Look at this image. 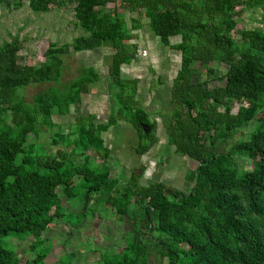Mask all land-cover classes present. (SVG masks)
Returning a JSON list of instances; mask_svg holds the SVG:
<instances>
[{
  "label": "trees",
  "instance_id": "obj_1",
  "mask_svg": "<svg viewBox=\"0 0 264 264\" xmlns=\"http://www.w3.org/2000/svg\"><path fill=\"white\" fill-rule=\"evenodd\" d=\"M22 2L0 0V11ZM63 4L75 5L80 33L72 42L50 41L39 61L28 57L23 64L19 34L0 44V264H46L51 246L45 234L56 222L78 227L89 212L107 206L131 227L126 244L102 254L100 264H264V27L236 34L238 17L253 8L264 11V0H29L35 12ZM126 12L132 13L131 26ZM143 19L180 56L173 110L158 113L168 144L198 162L187 174L194 183L189 192L163 181L142 183L143 165L125 184L111 175L113 153L104 133L112 126L133 124L137 153L159 142L158 121L138 98L140 78L122 74L136 58L139 45L132 40ZM103 46L114 49L107 77L112 110L106 120L78 114L64 128L54 116L70 114L102 80L95 66L84 65L63 83L65 56ZM211 62L228 66L225 83L213 88ZM42 82L53 84L28 101L23 90ZM256 120L248 139L232 143ZM45 132L49 143L39 142ZM240 158L250 169L240 166ZM60 187L82 204L81 212L67 211ZM29 236L34 255L25 260L2 243ZM64 256L60 260L70 264L72 254L70 260Z\"/></svg>",
  "mask_w": 264,
  "mask_h": 264
},
{
  "label": "rangeland",
  "instance_id": "obj_2",
  "mask_svg": "<svg viewBox=\"0 0 264 264\" xmlns=\"http://www.w3.org/2000/svg\"><path fill=\"white\" fill-rule=\"evenodd\" d=\"M120 4V2H118ZM111 3L110 6H114ZM74 4H63L55 6L50 12H35L29 5V0H23L22 4H4L0 11V44L10 41L13 35L19 34L23 48L19 52V62L25 63L28 57L38 60L42 57L48 42L59 44L72 42L73 38L80 32L75 29ZM138 16L135 12L134 15ZM132 13L126 12L128 25H132L130 16ZM239 28L237 37L242 28L264 27V11L261 7L246 10L241 17H238ZM143 27L135 30L136 38L132 42H137L139 47L135 60L131 64L122 66L124 77H138L139 94L138 98L143 106L151 113V117L158 121L157 135L159 142L147 153H137L136 147L139 144V133L129 121L121 120L117 126H112L106 133L104 139L110 146L113 156L111 160L112 177H120L121 183L125 184L131 172L141 165L145 166L142 183L148 185L154 181H163L169 185L189 192L194 183L187 179L190 169L197 168L198 162L179 155L175 152V147L168 144L167 134L162 124L159 111L163 113L173 110L171 103V88L173 79L180 68L179 54L165 46L160 38L151 30L147 20L143 19ZM178 36L172 37L178 41ZM114 49L103 46L93 50L72 52L65 56V72L63 83L76 77L79 69L84 65H94L102 76V80L91 86L88 94L84 95L83 102L73 107L70 114L61 117L55 115V121L70 127L75 123L78 114L89 115L94 113L98 120H106L112 110L110 94L107 85L109 72L108 61ZM216 69V77L209 84V88L225 83L224 78L228 66L211 62ZM52 82H42L30 84L23 90V94L28 101H32L33 96L42 89L52 85ZM22 92V91H21ZM235 106V111L238 105ZM259 126V121L252 122L248 127L240 129L233 139H248L254 129ZM33 138V137H32ZM36 139L33 138L32 141ZM50 142V133L45 132L39 137V142ZM231 144L227 147L229 148ZM97 161L101 159L97 158ZM250 169L249 161L240 158V166ZM124 176H123V175ZM59 193L63 199V204L68 212L79 213L82 204L76 203L77 199L68 198L59 188ZM81 219V218H80ZM81 223V222H80ZM131 222L129 219H120L112 207L107 206L97 214L89 212L85 220L78 227H70L65 222L55 223L46 232L51 250L46 258V264H64L60 260L64 254L65 260L72 254L70 264H100L102 254L119 251L125 244V232L129 231ZM32 236L26 237L23 241L14 237L3 238L2 243L15 249L22 260L34 255L30 246ZM163 261L155 260L151 264H164Z\"/></svg>",
  "mask_w": 264,
  "mask_h": 264
},
{
  "label": "crops",
  "instance_id": "obj_3",
  "mask_svg": "<svg viewBox=\"0 0 264 264\" xmlns=\"http://www.w3.org/2000/svg\"><path fill=\"white\" fill-rule=\"evenodd\" d=\"M90 65H92V64H90ZM94 66V65H93ZM75 78V77H74ZM73 79V78H72ZM110 147V146H109ZM175 149V148H174Z\"/></svg>",
  "mask_w": 264,
  "mask_h": 264
},
{
  "label": "water",
  "instance_id": "obj_4",
  "mask_svg": "<svg viewBox=\"0 0 264 264\" xmlns=\"http://www.w3.org/2000/svg\"><path fill=\"white\" fill-rule=\"evenodd\" d=\"M143 127L145 128V125H143Z\"/></svg>",
  "mask_w": 264,
  "mask_h": 264
}]
</instances>
